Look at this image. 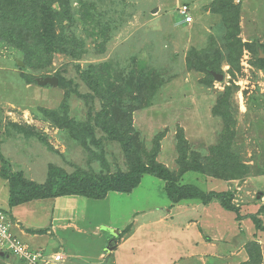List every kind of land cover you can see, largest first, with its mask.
I'll list each match as a JSON object with an SVG mask.
<instances>
[{"label":"rangeland","instance_id":"rangeland-1","mask_svg":"<svg viewBox=\"0 0 264 264\" xmlns=\"http://www.w3.org/2000/svg\"><path fill=\"white\" fill-rule=\"evenodd\" d=\"M76 1L72 10L78 19L77 57L60 51L52 53L47 63L41 61L44 67L28 66L21 51L0 36V152L12 168L40 184L55 174L53 168L90 175L129 170L122 145L96 125L103 109L102 93L83 80L92 70L120 91L112 117L124 123L127 117L132 119L144 159L157 151V161L172 170L179 182L204 190H233L243 213H257L264 205V0H232L239 15L230 23L212 12L214 0H94L95 19L85 22L84 9ZM183 4L191 7V24L182 22ZM228 49L230 57L221 56ZM211 70L224 74V80H216ZM47 76H60L64 82L54 87L36 81ZM131 82L144 83L145 88L127 87ZM179 146L187 153L185 160L199 162L206 174L186 170L181 175L179 162L184 155ZM221 148L239 157L237 177L219 179L209 170L220 163ZM142 180L132 192L90 198L85 223L93 229L97 223L103 225L96 231L88 227V234L80 238L67 233V244L76 245L83 256L92 257L91 264H98L97 253L105 251L109 239L125 228L126 233L133 230L135 221L165 215L171 204L165 181L150 174ZM8 199L9 187L0 175V211L9 209ZM45 205L53 207L48 201ZM214 207L222 210L227 244L221 245L222 255L216 260L201 258L195 263L258 264L251 254L257 247L250 246L255 241L264 248V235H250L251 220L233 229L235 213ZM46 210L35 212L31 219L39 222ZM210 213L218 217L213 208ZM169 230L161 233L164 236ZM170 254L161 250L156 257ZM99 262L116 264L113 255ZM175 262L173 258L167 264H188L184 259ZM128 263L146 264L139 259ZM0 264L23 263L11 254L0 256Z\"/></svg>","mask_w":264,"mask_h":264},{"label":"trees","instance_id":"trees-1","mask_svg":"<svg viewBox=\"0 0 264 264\" xmlns=\"http://www.w3.org/2000/svg\"><path fill=\"white\" fill-rule=\"evenodd\" d=\"M76 2L84 9L82 12L84 22L88 19H95L93 16L96 10L94 0H77ZM73 4L74 0H0V36L4 37L3 40H8L12 47L21 51L28 66L44 67L47 60L49 61V56L60 51L77 57L79 53H75V46L79 44V38L75 29L78 27L76 24L78 19L75 17L76 13H73ZM210 9L212 12L220 14L225 23H230L233 21V16L239 15L238 7L232 0H214ZM230 54L231 51L228 49L227 53L224 52L221 56L226 55L229 58ZM203 59L204 57H201V61ZM44 60L46 63L41 65L40 62ZM85 75L83 80L89 84H95L94 89L102 93L103 109L98 114L99 120L96 125L109 138L122 145L130 161L129 170L90 175L85 171L68 174L62 168H53L55 174L45 183L40 184L27 178L22 171H13L9 160L0 152V162L2 163L0 175L8 182L9 206L11 208L33 200L59 196L80 195L93 199H103L107 197L109 192L128 193L141 184L144 175L150 174L165 181L164 191L171 203L198 201L205 206L217 203L223 209L234 212L236 221L251 220L256 231L255 238H257V233L264 235V218L262 217L264 205H261L257 213H243L240 205L235 204L233 190H204L194 183L179 182V177L177 178L172 170L157 161V151L148 154L147 158L144 159L133 134L132 119L127 117L128 122L124 123L122 122L123 119L118 120L119 118L112 117V109L115 107L116 98L120 95V91L113 90L110 82L106 83L105 77L95 74V71L89 70ZM211 75L214 77L212 73ZM58 78L60 86L64 81L60 76ZM132 85L137 86L140 91L145 88L144 83L142 85L127 83V87ZM225 114L226 112H224ZM180 147L181 156L184 155V158H181L179 162L181 175L186 170L206 174L202 164L199 162L190 164L185 160L187 153ZM221 153L223 156L219 159L220 163L209 166V170L219 179L221 177L229 180L237 177V158L239 157L236 153L224 150V148H221ZM196 156L198 157L197 154ZM231 169L233 171L228 174ZM56 176H59L57 180ZM252 245L257 247L255 252H251L253 254L252 259L258 264H264V248L255 241L250 248ZM5 253L6 255L0 254L1 258H7V254H10L9 252ZM15 259L26 264L17 258Z\"/></svg>","mask_w":264,"mask_h":264},{"label":"crops","instance_id":"crops-1","mask_svg":"<svg viewBox=\"0 0 264 264\" xmlns=\"http://www.w3.org/2000/svg\"><path fill=\"white\" fill-rule=\"evenodd\" d=\"M14 168L13 171H17ZM29 179L36 181L34 177ZM89 199V197L80 195L39 199L13 208L9 206L5 213L11 221L12 233L30 248L41 250L47 255L60 252L63 259L68 260V263H62V259L52 264H77L74 263L75 260L86 261L91 264L94 261L91 260V256H83L75 247L76 245L71 244L69 246L67 239H65L67 233L80 238L81 235L88 234V227L90 230L96 231L103 225V223H97L93 229L91 225L85 223L88 217L85 207L86 204H89ZM47 201L53 206L52 209L45 205ZM183 203H171L165 211V215L160 214L150 219L145 217L144 222L135 221L136 223L132 225L133 230L126 233L125 228L117 237L109 239L105 251L100 249L95 261L100 264L101 259L110 255L115 257L116 264H129L128 261L137 259L146 264L152 263L151 260L154 261V264H167L173 258H176V262L184 259L188 264H198L195 262L202 259L216 260L222 255L221 245H226V239H228L221 222L223 220L222 210L214 207V205L219 204L214 203L205 206L198 201ZM212 208L214 212L217 211L218 217L210 213ZM45 210V215H41L39 222L31 219L35 212ZM188 210L193 213L188 212ZM238 223L235 220L233 229L238 227ZM148 229L150 230L148 231ZM165 229H170L172 233L169 230L163 236L161 231ZM146 233L148 236L143 240ZM255 233V229L252 228L250 235L253 236ZM46 248H52V252L47 251L46 253ZM161 250L171 251L172 254L165 256L166 258H157L156 254Z\"/></svg>","mask_w":264,"mask_h":264},{"label":"built area","instance_id":"built-area-1","mask_svg":"<svg viewBox=\"0 0 264 264\" xmlns=\"http://www.w3.org/2000/svg\"><path fill=\"white\" fill-rule=\"evenodd\" d=\"M179 13L183 23L191 24L193 22L194 16L191 13V7L189 5H181ZM0 250L9 252L15 258L26 264H52L63 259L60 252L47 255L41 250L30 248L25 242L12 233L11 221L8 215L3 211H0Z\"/></svg>","mask_w":264,"mask_h":264},{"label":"water","instance_id":"water-1","mask_svg":"<svg viewBox=\"0 0 264 264\" xmlns=\"http://www.w3.org/2000/svg\"><path fill=\"white\" fill-rule=\"evenodd\" d=\"M211 73L214 75V78L218 81H223L225 78V75L222 73H218L216 71H211ZM37 82L42 86H46V85H52L54 87L59 86V78L57 76H47V77H43V78H37ZM110 250H111V248H110ZM0 254L5 255V252L2 251V252H0ZM7 256H9V255H7Z\"/></svg>","mask_w":264,"mask_h":264}]
</instances>
